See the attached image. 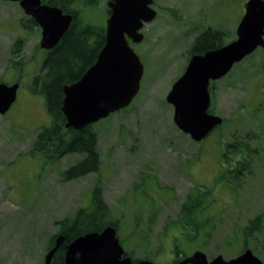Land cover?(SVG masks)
<instances>
[{
  "label": "rangeland",
  "instance_id": "rangeland-1",
  "mask_svg": "<svg viewBox=\"0 0 264 264\" xmlns=\"http://www.w3.org/2000/svg\"><path fill=\"white\" fill-rule=\"evenodd\" d=\"M106 1L79 3L78 17L102 27ZM245 2L153 0L157 15L140 29L146 39L136 48L144 69L137 95L127 107L92 124L99 169L62 180L60 171L81 155L48 163L41 153L30 152L38 128L52 121L43 95L28 88L47 51L37 46L39 29L24 26L27 17L19 4L0 0V82L19 83L16 100L0 115V264H44L59 221L78 208L90 210L98 185L109 218L118 224L117 237L134 258L164 264L177 251L185 256L195 250L209 260L218 254L233 258L244 248L243 226L263 213L262 229L245 243L264 263V49L257 47L214 81L212 112L223 121L201 141L175 126L173 107L166 101L187 64L196 34L193 22L201 17L203 24L222 30L221 42L228 43L235 38ZM16 38L24 39L22 64L11 63ZM238 142L257 152L250 158V173L234 186L220 179L221 154ZM202 189L214 196L201 214L212 219V229L190 238L172 221L187 194L199 195ZM152 215L156 218L150 223Z\"/></svg>",
  "mask_w": 264,
  "mask_h": 264
},
{
  "label": "water",
  "instance_id": "water-1",
  "mask_svg": "<svg viewBox=\"0 0 264 264\" xmlns=\"http://www.w3.org/2000/svg\"><path fill=\"white\" fill-rule=\"evenodd\" d=\"M17 2L23 12L41 28L40 47L51 49L69 28L73 16L41 0H5ZM153 0H108L105 43L92 63L74 82L62 86L61 112L65 127L80 130L127 107L137 95L143 75V63L130 44L140 42L144 23L156 17ZM235 38L228 43L192 55L183 73L171 84L166 101L173 107V122L194 141H201L222 117L208 111L211 104L210 81L226 75L232 66L252 53L264 49V0H246ZM18 82H0V115L16 100ZM64 235L54 239L44 256L50 264ZM64 264H157L149 259L132 260L124 254L117 230L106 225L100 231H88L66 243ZM164 264H264L251 249L224 259L218 254L208 259L201 250Z\"/></svg>",
  "mask_w": 264,
  "mask_h": 264
},
{
  "label": "trees",
  "instance_id": "trees-1",
  "mask_svg": "<svg viewBox=\"0 0 264 264\" xmlns=\"http://www.w3.org/2000/svg\"><path fill=\"white\" fill-rule=\"evenodd\" d=\"M73 1L42 0V2L57 6L66 12H70L67 7ZM101 33H103V28L91 23H83L74 15L73 21L63 38L55 48L45 54L39 71L28 85L31 92L43 95L46 111L52 119L50 125L38 128L30 152L41 153L48 163L57 162L66 154L77 153L81 155L80 160L60 171L62 180H70L96 172L101 163L96 148L97 136L93 125H87L80 130L66 128L65 117L61 112L62 86L79 79L83 72L94 63L101 48V46H98L101 41ZM93 36L96 39L91 44L89 41ZM221 36L222 33H216L212 37L202 39L200 45L195 46V50L200 52L202 49L216 48L223 45ZM216 42L218 43L215 44ZM23 45L24 39H15L12 47L13 56L11 63L22 64L20 52ZM256 152L257 149H249L246 143L228 144L221 154V160L226 165L221 161L223 172L220 175V179L234 186L240 185L243 174L250 173V158ZM236 154L240 157L234 160V155ZM233 160L235 161L234 164L231 163ZM200 192L199 195H194L192 191L187 194L180 206L176 221H172V224H178L181 228L188 230L190 238H195L200 230L208 229L209 231L207 230L206 232L209 234L212 229V219L209 217L202 218L201 214L204 203L206 201L211 203L214 196H212L210 189H202ZM93 201L94 204L90 210L78 208L74 214L72 213L59 221L60 229L49 237L47 250L53 246L57 235L63 234L64 241L54 253L50 264H64L66 243L72 241L76 236L88 231H100L105 225H113L116 229L118 228L117 222L109 218L110 211L102 199L100 185L93 189ZM156 213L157 211L153 212V215ZM153 215L149 219L150 223L154 222L156 218ZM106 219V224L102 225L103 220ZM262 226L263 213L250 218L247 224L243 226L244 248L247 246L245 241L260 232ZM124 254L130 256L132 260L140 259L134 258L126 250ZM177 254H179L178 251Z\"/></svg>",
  "mask_w": 264,
  "mask_h": 264
},
{
  "label": "flooded vegetation",
  "instance_id": "flooded-vegetation-1",
  "mask_svg": "<svg viewBox=\"0 0 264 264\" xmlns=\"http://www.w3.org/2000/svg\"><path fill=\"white\" fill-rule=\"evenodd\" d=\"M42 1V0H41ZM87 1L88 0H76V2L75 3H77V4H74V3H71V4H68V9H70V12H66V11H63L61 8V10L63 11V13H70V14H72V16L74 17V15H76L77 17H78V12L80 11V8H79V3L80 4H82V3H84V5L87 3ZM107 2H108V0L106 1V6H107ZM42 3H44V2H42ZM45 4H47V3H45ZM48 5H50V4H48ZM53 6V5H52ZM152 7H153V4H152ZM21 8V7H20ZM154 8V7H153ZM155 9V8H154ZM156 10V9H155ZM23 11V10H22ZM106 13H107V15H106V19L108 18V16L110 15V10H109V8L108 7H106ZM26 17H27V21L25 22V24H24V26H26L27 28H28V30H30L31 28H38L39 29V31H40V33H39V35H40V38H39V40H38V44H37V46L38 47H40V40H41V28H40V26L37 24V22L32 18V17H30V16H27V15H25ZM78 19H80L79 17H78ZM106 19H105V22H104V25L101 27V28H103V33H101V35H100V39H101V41L98 43V46H103L104 45V43H105V30H106ZM212 20H213V18H211ZM81 20V19H80ZM72 21H73V19H72ZM83 23H89V22H85V21H83V20H81ZM214 21V20H213ZM223 21V20H222ZM203 21H202V18L200 17L199 19H197V20H195L193 23H195V24H193V27H194V29H195V37H194V39H193V41H192V44L190 45V49H189V58L192 56V55H194V54H203L204 52H206L207 50H209V49H202V50H200V52H197V50H195V46L196 45H200V41L202 40V39H205V38H209V37H212L213 36V34H216V33H222V30H220V29H218L217 27H213V26H211V25H209V24H203L202 23ZM217 22V21H216ZM72 23V22H71ZM187 27V26H186ZM227 33V32H226ZM232 33V32H231ZM65 34V33H64ZM63 34V35H64ZM143 34V33H142ZM63 35L60 37V39L58 40V42H57V44L54 46V47H52L51 49H46V51L48 52V51H50V50H52L53 48H55L58 44H59V42H60V40L63 38ZM95 39H96V37L95 36H93V37H91L90 38V43L92 44L94 41H95ZM144 39H146L145 37H144V34H143V37H142V39H141V41L140 42H137V43H135V42H132V40L130 39L129 41H130V44L132 45V47L134 48V50L135 51H137V47H138V45H140L141 43H142V41L144 40ZM218 42H216L215 44H217ZM44 49V48H43ZM101 49V48H100ZM99 49V50H100ZM210 49H213V48H210ZM138 52V51H137ZM140 57V56H139ZM189 58H188V60H189ZM188 62V61H187ZM187 65V64H186ZM186 67V66H185ZM185 69V68H184ZM184 71V70H183ZM16 82V81H15ZM210 84H211V89H210V85H209V90H210V94H211V104H210V107H209V109H208V111L210 112V113H212V110H213V107H212V102H213V84H214V81L213 82H210ZM185 256H187V255H185ZM185 256H181V255H176V257L173 259V260H179V259H182V258H184Z\"/></svg>",
  "mask_w": 264,
  "mask_h": 264
}]
</instances>
